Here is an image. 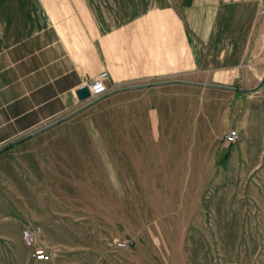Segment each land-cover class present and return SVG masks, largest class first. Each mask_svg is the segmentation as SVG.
<instances>
[{
	"label": "crops",
	"instance_id": "1",
	"mask_svg": "<svg viewBox=\"0 0 264 264\" xmlns=\"http://www.w3.org/2000/svg\"><path fill=\"white\" fill-rule=\"evenodd\" d=\"M263 17L264 0H0V255L9 260L0 264H13L14 256L37 262L22 241L23 225L37 223L48 247L50 233L60 234L62 223L52 217L62 213L63 204H92L81 211L109 220V196L97 192L111 178L123 177V155L132 156L130 168L138 184L144 178L165 186V180L177 179L171 162L159 166L147 155L161 148L181 150L187 162L191 155H201V167L182 171L185 177L199 171L200 177L204 139L191 151L188 139L174 142L173 133L158 130L160 116L170 121L177 114L189 115L192 89L259 86L238 87L246 78L260 81L264 75V56L254 50L263 40L264 29L255 34ZM102 70L115 91L86 105L76 91ZM178 92L187 98L175 109ZM208 101L201 106L220 105ZM77 115L90 118L86 131L58 130ZM121 123L132 125L121 132ZM249 123L247 116L244 122H220V134L229 129L240 133L236 143L225 145L229 153L250 135ZM251 130L257 141L264 122L252 121ZM79 153L86 163L78 162ZM113 159L116 173L110 170ZM16 165L25 171L21 196L7 189ZM216 171L215 188L227 186L229 170L220 164ZM68 182L77 189L93 187L94 194H61L72 185ZM188 182L187 187L193 185ZM48 188L52 194H46ZM152 196L156 201L161 197Z\"/></svg>",
	"mask_w": 264,
	"mask_h": 264
},
{
	"label": "rangeland",
	"instance_id": "2",
	"mask_svg": "<svg viewBox=\"0 0 264 264\" xmlns=\"http://www.w3.org/2000/svg\"><path fill=\"white\" fill-rule=\"evenodd\" d=\"M260 28L263 31L264 17L255 34H258ZM262 35V42L255 43L254 50L258 49L264 56V32ZM251 82L259 83V86L253 90L192 89L189 93V115L177 114L170 121L160 116L158 130L161 133H173L174 142L188 139L192 143L191 151H196L199 142L204 139L206 151L200 177L199 171L187 177L182 171L192 169L195 164L196 167H201L202 156L191 155L190 162H187L186 153H181V150L177 153L178 146L173 145L176 153L172 149L161 148L156 150L158 153L147 155H151L159 166L171 162L178 173L177 179L165 180L164 186L155 185L154 179L143 178L139 185L130 168L132 156L123 155V177L111 178L110 185L103 187V190L99 188L100 191L97 192L102 194L105 191L109 196V220L98 219L94 214L81 211L80 208L92 207V204H63L62 213L57 214L56 218L52 217L53 222L60 220L62 223L60 234L57 230L56 233L51 232L46 243L55 252L54 258L49 262L27 263L21 257L14 256L12 263L264 264V134L255 141V133L251 130L252 121L255 120L258 124L264 122V75L260 81L246 78L238 87ZM186 96L181 92L174 93L175 109ZM211 99L220 102L221 106L219 103L201 106V101L209 102ZM202 109H205L207 116ZM246 116L250 122V135L241 137L238 144L232 146L234 151L229 153L225 146L229 144L220 139V122H227L232 118L244 122ZM90 121L88 116L77 115L58 127V130L81 133L87 130ZM131 125L121 123V132ZM130 129L133 133L134 128ZM220 151L223 152L219 153ZM75 157L78 162L86 163L84 154L79 153ZM116 157L118 156L114 158ZM97 161L100 160L95 156L92 162L97 164ZM220 164L222 168L229 170L230 183L216 189L213 182ZM114 165L115 159L110 163L112 173H116ZM33 173L37 175V172ZM9 177L14 185L9 183L7 189L12 195L21 196V182L25 178V171L21 170L20 165H16ZM187 179L193 185L187 187ZM73 183L75 182H68L72 185L66 186L61 194H94L93 187L77 189ZM46 191L47 195L52 194L51 189ZM152 194L161 197L156 201ZM143 195H147L149 199L140 200ZM118 208H121L120 214L117 213ZM21 217L23 221L27 219L26 216ZM126 239L132 242V246L126 250L118 249L116 244ZM7 260L5 255H0V262L9 263Z\"/></svg>",
	"mask_w": 264,
	"mask_h": 264
},
{
	"label": "built area",
	"instance_id": "3",
	"mask_svg": "<svg viewBox=\"0 0 264 264\" xmlns=\"http://www.w3.org/2000/svg\"><path fill=\"white\" fill-rule=\"evenodd\" d=\"M107 80L108 72L102 70L91 81L84 84L89 91L87 102H96L115 90L108 87ZM220 139L228 144H234L240 139V133L236 129H229L221 135ZM41 235L42 228L37 223L34 221L24 223L21 238L28 249L30 259L37 262H49L54 258L55 252L44 245ZM131 246L132 242L127 239L116 244V247L121 250H126Z\"/></svg>",
	"mask_w": 264,
	"mask_h": 264
},
{
	"label": "water",
	"instance_id": "4",
	"mask_svg": "<svg viewBox=\"0 0 264 264\" xmlns=\"http://www.w3.org/2000/svg\"><path fill=\"white\" fill-rule=\"evenodd\" d=\"M115 91V90H114ZM76 94L78 96V98L81 100V101H84L86 100L88 97H89V91H88V88L87 86L85 85H82L81 87H79L76 91ZM93 102H86V105H89ZM85 105V106H86Z\"/></svg>",
	"mask_w": 264,
	"mask_h": 264
}]
</instances>
